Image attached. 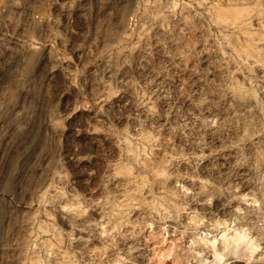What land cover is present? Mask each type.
<instances>
[{
	"label": "rangeland",
	"instance_id": "rangeland-1",
	"mask_svg": "<svg viewBox=\"0 0 264 264\" xmlns=\"http://www.w3.org/2000/svg\"><path fill=\"white\" fill-rule=\"evenodd\" d=\"M264 264V0H0V264Z\"/></svg>",
	"mask_w": 264,
	"mask_h": 264
},
{
	"label": "bare ground",
	"instance_id": "bare-ground-1",
	"mask_svg": "<svg viewBox=\"0 0 264 264\" xmlns=\"http://www.w3.org/2000/svg\"><path fill=\"white\" fill-rule=\"evenodd\" d=\"M222 250H218L217 242L219 238H212L210 241L213 260L211 264H220L224 258V249L229 250V254L234 257L244 259L246 262H253V257L257 249V243L249 234L246 228L241 227L233 231L231 235L221 233ZM203 264V263H201Z\"/></svg>",
	"mask_w": 264,
	"mask_h": 264
}]
</instances>
